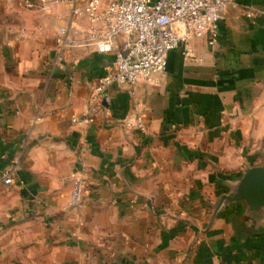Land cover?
<instances>
[{"label":"crops","instance_id":"1","mask_svg":"<svg viewBox=\"0 0 264 264\" xmlns=\"http://www.w3.org/2000/svg\"><path fill=\"white\" fill-rule=\"evenodd\" d=\"M237 4L215 46L194 40L201 63L174 50L158 82L110 88L75 125L114 56L77 50L59 71V26L86 20L0 0V264H264V208L222 203L264 156V0ZM138 114L146 133L121 126Z\"/></svg>","mask_w":264,"mask_h":264},{"label":"built area","instance_id":"2","mask_svg":"<svg viewBox=\"0 0 264 264\" xmlns=\"http://www.w3.org/2000/svg\"><path fill=\"white\" fill-rule=\"evenodd\" d=\"M22 1L28 8L39 4L42 10L69 4L73 17L86 20V25L69 21L59 26L53 63L57 70L64 72L77 50L114 56L112 65L92 89L87 114L72 120L75 125L95 122L110 88L130 89L134 94L137 84L158 82L166 73L169 54L174 50H181L185 60L201 63L194 52V40L207 37L208 44L215 46L228 11L238 6L237 0H38V4ZM247 16L252 18L254 14ZM121 126L147 132L143 114L126 118ZM83 152L84 149L82 156ZM88 173V167L82 163V169L71 177L73 211L80 212L85 207ZM5 184H13L10 175Z\"/></svg>","mask_w":264,"mask_h":264},{"label":"water","instance_id":"3","mask_svg":"<svg viewBox=\"0 0 264 264\" xmlns=\"http://www.w3.org/2000/svg\"><path fill=\"white\" fill-rule=\"evenodd\" d=\"M106 101L105 95L104 102ZM223 202H246L259 213L264 208V167L246 169L234 192L224 197Z\"/></svg>","mask_w":264,"mask_h":264},{"label":"rangeland","instance_id":"4","mask_svg":"<svg viewBox=\"0 0 264 264\" xmlns=\"http://www.w3.org/2000/svg\"><path fill=\"white\" fill-rule=\"evenodd\" d=\"M254 167H264V156H263L262 162L259 164H254L252 168H254Z\"/></svg>","mask_w":264,"mask_h":264}]
</instances>
